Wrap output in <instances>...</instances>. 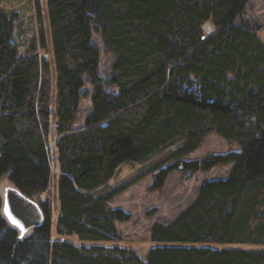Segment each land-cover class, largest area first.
Here are the masks:
<instances>
[{
    "label": "trees",
    "instance_id": "obj_1",
    "mask_svg": "<svg viewBox=\"0 0 264 264\" xmlns=\"http://www.w3.org/2000/svg\"><path fill=\"white\" fill-rule=\"evenodd\" d=\"M247 2L45 0L41 10L35 0L38 29L22 52L0 10V178L32 200L55 185L58 210L56 239L49 198L43 223L21 237L0 199V264H264V248L251 247L264 246V42L237 21ZM96 29L113 55L104 81ZM86 81L92 109L74 128ZM210 133L240 151L185 160ZM226 164L225 179L151 226L145 259L120 246L115 222L128 215L109 207L116 196L148 176L159 189L175 170ZM122 165L139 169L109 185Z\"/></svg>",
    "mask_w": 264,
    "mask_h": 264
},
{
    "label": "rangeland",
    "instance_id": "obj_2",
    "mask_svg": "<svg viewBox=\"0 0 264 264\" xmlns=\"http://www.w3.org/2000/svg\"><path fill=\"white\" fill-rule=\"evenodd\" d=\"M41 10L45 0H39ZM35 0H0V10L13 17V29L11 42L18 46L19 52H22L31 38L36 35L38 23L36 19ZM246 26L257 31L259 38L264 42V0H248L245 5L243 15L237 20ZM206 33H211L212 29L209 24L204 26ZM91 41L99 50V68L98 75L102 81L106 80L111 72L113 55L104 45L101 37V31L96 29L92 33ZM39 55L42 53L39 51ZM46 59L47 55H43ZM93 86L86 81L80 94V102L73 124L74 128H79L84 124L85 116L91 111L92 105L90 96ZM231 151L239 152L240 149L226 142L214 133L208 134L200 144L199 148L185 157V160H202L212 155H224ZM231 165H218L208 171H198L196 173H185L179 170L171 172L163 186L159 189L153 188L155 178L148 176L124 192L116 196L110 203L109 207L121 209L128 215L124 221H116V228L122 235L120 246L133 249L136 254L145 259V256L152 246L150 241V228L154 223L168 224L172 222L184 209H186L195 199L200 186L210 180L225 179L230 171ZM139 166L122 165L116 177L109 182L114 185L128 179L133 175ZM54 172L57 173L56 167L53 166ZM56 173L54 178L56 179ZM55 183V180L53 181ZM13 184L7 179V176L0 178V199L4 196L7 188H13ZM55 185H51L49 191L40 195L33 200L39 205V200L49 198L54 210L52 212V240L57 238L55 233L56 219L58 216L56 202ZM29 231L27 234H29ZM26 234V235H27ZM76 246H91L95 243L80 241L76 236L65 237ZM111 246L113 243H100ZM199 245V244H196ZM211 248H229V245H208ZM247 248L261 249L264 246H245Z\"/></svg>",
    "mask_w": 264,
    "mask_h": 264
},
{
    "label": "water",
    "instance_id": "obj_3",
    "mask_svg": "<svg viewBox=\"0 0 264 264\" xmlns=\"http://www.w3.org/2000/svg\"><path fill=\"white\" fill-rule=\"evenodd\" d=\"M1 214L21 237L40 226L44 213L40 206L16 187L7 188L1 201Z\"/></svg>",
    "mask_w": 264,
    "mask_h": 264
},
{
    "label": "bare ground",
    "instance_id": "obj_4",
    "mask_svg": "<svg viewBox=\"0 0 264 264\" xmlns=\"http://www.w3.org/2000/svg\"><path fill=\"white\" fill-rule=\"evenodd\" d=\"M210 25V24H209ZM204 28V27H203Z\"/></svg>",
    "mask_w": 264,
    "mask_h": 264
}]
</instances>
